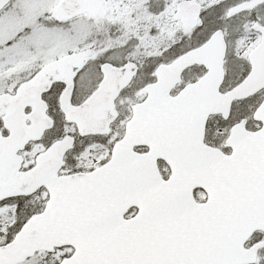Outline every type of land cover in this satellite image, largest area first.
I'll return each mask as SVG.
<instances>
[{"label": "snow or ice", "instance_id": "snow-or-ice-1", "mask_svg": "<svg viewBox=\"0 0 264 264\" xmlns=\"http://www.w3.org/2000/svg\"><path fill=\"white\" fill-rule=\"evenodd\" d=\"M0 264H264V0H0Z\"/></svg>", "mask_w": 264, "mask_h": 264}]
</instances>
